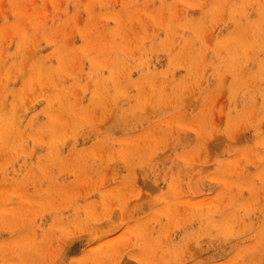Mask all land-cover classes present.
I'll use <instances>...</instances> for the list:
<instances>
[{"label":"rangeland","instance_id":"1","mask_svg":"<svg viewBox=\"0 0 264 264\" xmlns=\"http://www.w3.org/2000/svg\"><path fill=\"white\" fill-rule=\"evenodd\" d=\"M0 264H264V0H0Z\"/></svg>","mask_w":264,"mask_h":264}]
</instances>
